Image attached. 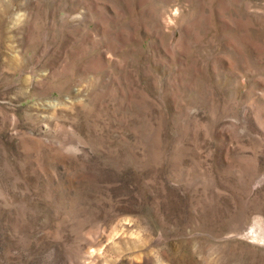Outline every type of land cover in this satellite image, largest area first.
<instances>
[{"label": "rangeland", "instance_id": "obj_1", "mask_svg": "<svg viewBox=\"0 0 264 264\" xmlns=\"http://www.w3.org/2000/svg\"><path fill=\"white\" fill-rule=\"evenodd\" d=\"M0 264H264V0H0Z\"/></svg>", "mask_w": 264, "mask_h": 264}]
</instances>
